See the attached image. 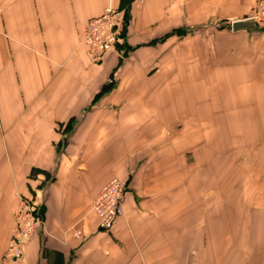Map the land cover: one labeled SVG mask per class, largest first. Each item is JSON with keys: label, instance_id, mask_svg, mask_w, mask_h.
<instances>
[{"label": "crops", "instance_id": "obj_1", "mask_svg": "<svg viewBox=\"0 0 264 264\" xmlns=\"http://www.w3.org/2000/svg\"><path fill=\"white\" fill-rule=\"evenodd\" d=\"M253 2L0 0V257L29 197L21 264H264V18L231 28ZM107 6L125 34L93 60L81 30Z\"/></svg>", "mask_w": 264, "mask_h": 264}, {"label": "built area", "instance_id": "obj_2", "mask_svg": "<svg viewBox=\"0 0 264 264\" xmlns=\"http://www.w3.org/2000/svg\"><path fill=\"white\" fill-rule=\"evenodd\" d=\"M253 15L264 18V0H254ZM127 17L123 9L107 6L102 13L91 16L81 30L80 42L86 46L93 60L116 47L126 30ZM126 180L118 177L109 179L98 191L92 209L98 218L100 230H110L116 218L124 212L123 194ZM43 226L39 204L29 197H21L13 211V224L0 264H21L27 244Z\"/></svg>", "mask_w": 264, "mask_h": 264}, {"label": "water", "instance_id": "obj_3", "mask_svg": "<svg viewBox=\"0 0 264 264\" xmlns=\"http://www.w3.org/2000/svg\"><path fill=\"white\" fill-rule=\"evenodd\" d=\"M231 28L233 30H237V29L253 30L256 28V24L252 18H244V19L232 21Z\"/></svg>", "mask_w": 264, "mask_h": 264}, {"label": "rangeland", "instance_id": "obj_4", "mask_svg": "<svg viewBox=\"0 0 264 264\" xmlns=\"http://www.w3.org/2000/svg\"><path fill=\"white\" fill-rule=\"evenodd\" d=\"M258 19H262L261 17H257L256 20ZM223 22H226V24H228L227 28H230V24H229V20H222ZM126 186H127V181H126ZM98 193L94 196L93 200L97 197ZM92 200V202H93Z\"/></svg>", "mask_w": 264, "mask_h": 264}, {"label": "trees", "instance_id": "obj_5", "mask_svg": "<svg viewBox=\"0 0 264 264\" xmlns=\"http://www.w3.org/2000/svg\"><path fill=\"white\" fill-rule=\"evenodd\" d=\"M124 11H125V14H126V10L124 9ZM127 17V16H126Z\"/></svg>", "mask_w": 264, "mask_h": 264}]
</instances>
